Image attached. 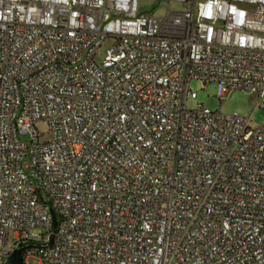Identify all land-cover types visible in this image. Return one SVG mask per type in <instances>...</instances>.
<instances>
[{
	"label": "built area",
	"instance_id": "obj_1",
	"mask_svg": "<svg viewBox=\"0 0 264 264\" xmlns=\"http://www.w3.org/2000/svg\"><path fill=\"white\" fill-rule=\"evenodd\" d=\"M168 1L0 0V264H264V125L186 107L264 110V0Z\"/></svg>",
	"mask_w": 264,
	"mask_h": 264
},
{
	"label": "rangeland",
	"instance_id": "obj_2",
	"mask_svg": "<svg viewBox=\"0 0 264 264\" xmlns=\"http://www.w3.org/2000/svg\"><path fill=\"white\" fill-rule=\"evenodd\" d=\"M168 2V0H138V10L143 14L163 16L168 7L172 10L179 9L178 4L169 5ZM106 47V45H103L102 49L97 53V61L101 59L102 52ZM188 87L196 95L195 100L186 102L188 109H193L200 105L209 111H217L225 115L238 114L249 118V125L253 128L264 125V110H254V97L247 92L233 91L223 100H219L216 96L214 84L202 86L200 82L191 81ZM38 130L44 131V125H39ZM29 263L34 264L35 262L34 260H29Z\"/></svg>",
	"mask_w": 264,
	"mask_h": 264
},
{
	"label": "water",
	"instance_id": "obj_3",
	"mask_svg": "<svg viewBox=\"0 0 264 264\" xmlns=\"http://www.w3.org/2000/svg\"><path fill=\"white\" fill-rule=\"evenodd\" d=\"M52 226H55V221H54V217H53V224ZM24 249H17L14 250L11 254V256L9 257L7 264H23L22 263V257L21 254L23 252Z\"/></svg>",
	"mask_w": 264,
	"mask_h": 264
}]
</instances>
